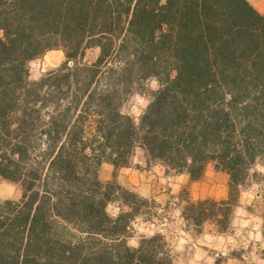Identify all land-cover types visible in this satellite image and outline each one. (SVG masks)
<instances>
[{
  "label": "trees",
  "instance_id": "obj_1",
  "mask_svg": "<svg viewBox=\"0 0 264 264\" xmlns=\"http://www.w3.org/2000/svg\"><path fill=\"white\" fill-rule=\"evenodd\" d=\"M51 49L65 61L31 80ZM150 78L137 121L122 106ZM138 146L193 181L210 163L228 173L227 198L182 211L228 230L264 165V13L248 0H0V179L22 189L0 199V264H174L161 233L129 244L147 200L99 176ZM114 200L129 210L112 216Z\"/></svg>",
  "mask_w": 264,
  "mask_h": 264
},
{
  "label": "crops",
  "instance_id": "obj_2",
  "mask_svg": "<svg viewBox=\"0 0 264 264\" xmlns=\"http://www.w3.org/2000/svg\"><path fill=\"white\" fill-rule=\"evenodd\" d=\"M257 10L264 13V1ZM148 157L145 156L144 160L133 159L130 165L118 169L110 165V176L106 178L109 180L115 175L116 180L123 187L140 197L154 199L159 203L160 211L163 212V220L166 222L157 225L142 216L137 217V220L141 219L140 224L149 222V225L144 228L145 233L150 235L161 233L165 236L174 264H223V260L218 262L221 256H229L226 260L234 264V258L230 257L233 249L231 234L220 231L211 220L205 221L200 226L187 224L182 214L186 199L181 200L179 197L180 190L187 187L188 198L192 202L207 198L217 200L227 198V185L215 180L216 176L223 177L225 172H211L206 168L203 177L193 181L188 174L168 172L164 164L151 161ZM250 197L247 192H242L237 207H243L244 204L250 205L254 195ZM241 212L240 217L236 216L235 219L240 220L244 226L243 231L247 235L254 236L256 240L264 241V218L259 217L258 224L252 226L251 221L254 220L252 216L256 214L250 213L247 209H242ZM236 214L239 213L236 212ZM138 244L139 240L133 242L132 245L138 246Z\"/></svg>",
  "mask_w": 264,
  "mask_h": 264
},
{
  "label": "rangeland",
  "instance_id": "obj_3",
  "mask_svg": "<svg viewBox=\"0 0 264 264\" xmlns=\"http://www.w3.org/2000/svg\"><path fill=\"white\" fill-rule=\"evenodd\" d=\"M256 9L259 8V5L263 3L264 0H248ZM99 54L98 48H90L87 50L85 60L94 61ZM66 57L64 51L62 49H51L46 51L41 56L31 60L29 62L30 69V79L37 80L45 73L50 70H54L58 68L64 61ZM159 87V83L156 78H150L143 82L140 87L134 91L127 101L122 106V111L124 113H128L132 115L137 121L139 120L140 115L145 110L146 106L151 100L152 93L155 92ZM145 156H148V152L138 146L135 148L134 153L131 158V162L133 159H143ZM149 159V157H148ZM131 164V163H130ZM110 165L109 163H103L99 170V176L102 181L107 182L111 181L115 178V175L112 179H106L110 176ZM207 169L211 172H218L213 163L208 164ZM224 172V171H223ZM223 177L216 176L215 180L218 182H223L227 185V189L229 190V175H226V172L223 173ZM228 174V173H227ZM125 188V187H124ZM242 192H247L248 197L250 195H254L252 198V202L250 205L244 204V206L237 207V205L233 208L231 219H230V227L226 232L231 234L232 247L231 256L234 258V264H264V241L256 240L254 236L247 235L243 228L244 226L241 224L240 220L235 219V217L242 214L241 210L247 209L250 213L256 214L253 217L252 226L258 224L259 217L264 218V165L262 162H257L253 169L250 172V176L245 181L242 186ZM258 194L259 196H257ZM22 195V189L20 184L4 179H0V199H14L18 200ZM179 197L181 200L188 199L189 190L187 187H183L179 192ZM143 198V197H142ZM247 198V197H246ZM251 198V197H250ZM145 199V198H144ZM147 202L141 203L139 212L140 216L145 218L150 222H154L157 225H160L162 222H166L163 220V212L160 211L159 203L154 199H146ZM239 203V202H238ZM185 203L183 204V207ZM108 212L112 216H117L121 211H128L129 207L125 205L123 202L119 200H114L109 203L107 207ZM238 212L239 214H236ZM247 219V218H246ZM174 220V218L172 219ZM139 223V224H138ZM141 219L137 220V218L132 222V237L129 238L130 245L133 242L140 240L142 235H150L149 233H145V229L149 222L146 224H140ZM187 224H193L191 220H187ZM245 224V222H244ZM199 227H197L198 229ZM167 240V239H166ZM133 246V245H132ZM226 257L229 256H221L220 260H223V264H231L232 261L226 260ZM237 262V263H236Z\"/></svg>",
  "mask_w": 264,
  "mask_h": 264
}]
</instances>
